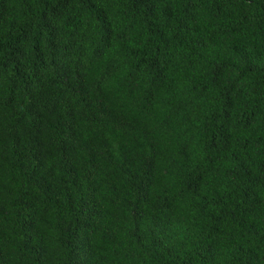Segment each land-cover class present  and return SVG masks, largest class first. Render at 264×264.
<instances>
[{
  "label": "trees",
  "instance_id": "1",
  "mask_svg": "<svg viewBox=\"0 0 264 264\" xmlns=\"http://www.w3.org/2000/svg\"><path fill=\"white\" fill-rule=\"evenodd\" d=\"M0 264H264V0H0Z\"/></svg>",
  "mask_w": 264,
  "mask_h": 264
}]
</instances>
